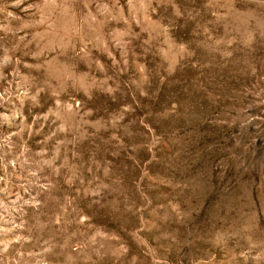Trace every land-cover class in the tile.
Returning a JSON list of instances; mask_svg holds the SVG:
<instances>
[{"label": "rangeland", "instance_id": "obj_1", "mask_svg": "<svg viewBox=\"0 0 264 264\" xmlns=\"http://www.w3.org/2000/svg\"><path fill=\"white\" fill-rule=\"evenodd\" d=\"M0 264H264V0H0Z\"/></svg>", "mask_w": 264, "mask_h": 264}]
</instances>
